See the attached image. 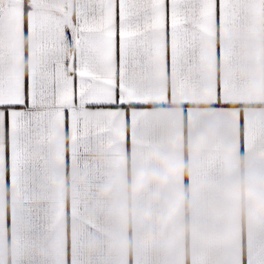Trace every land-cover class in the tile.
I'll use <instances>...</instances> for the list:
<instances>
[{
    "label": "crops",
    "instance_id": "0c3cea01",
    "mask_svg": "<svg viewBox=\"0 0 264 264\" xmlns=\"http://www.w3.org/2000/svg\"><path fill=\"white\" fill-rule=\"evenodd\" d=\"M85 3L0 0V17L11 22V32L0 26V41L18 60L17 78L31 81L35 111H56V88L69 121L51 135L33 125L31 140L17 141L15 189L5 123L0 259L9 264L11 252L18 264H254L264 256V220H254L251 204L264 177V29L226 42L216 33L214 45L198 49L202 67L175 76L169 52L167 74L155 67L139 93L167 105L145 110L142 124L134 123L139 116H107L84 142L70 124L81 91L69 31ZM258 12L253 2L250 13ZM216 22L219 28L220 0ZM222 49L235 53V68L222 62ZM114 59L118 83L119 42ZM193 81L194 96L181 86ZM217 96L230 107L214 108ZM17 110L33 111L30 104Z\"/></svg>",
    "mask_w": 264,
    "mask_h": 264
},
{
    "label": "snow or ice",
    "instance_id": "6c2138e0",
    "mask_svg": "<svg viewBox=\"0 0 264 264\" xmlns=\"http://www.w3.org/2000/svg\"><path fill=\"white\" fill-rule=\"evenodd\" d=\"M253 2L259 5L256 16L250 13ZM216 8L217 0H86L77 22L69 31L80 66V110L73 105L69 112L70 124L74 133H80L79 139L87 142L95 134L94 128H100L107 116H124L126 122L128 118L139 116L140 121L134 123L142 124L148 115L145 110L165 107L167 100L152 103L139 93L155 67L162 66L167 74L169 52L175 76L178 70L202 67L198 49L214 45L216 33L226 42L232 33L253 38L257 27L264 29V0H220L219 28ZM5 24L11 32V22L0 17V26ZM58 34L68 40L63 30ZM117 42L121 54L118 83L114 59ZM221 59L229 70L237 66L234 52L225 56L222 49ZM17 63L10 48L0 41V143L7 123L11 136L9 166L14 189L17 141L29 142L28 132L33 125H46L51 135L69 123L63 111L67 105L56 88L52 96L56 111H35L38 105L31 81L17 78ZM181 86L190 95L198 92L195 81L190 84L181 82ZM184 103L186 110H190L191 105L187 101ZM25 104H30L33 111L17 110ZM212 104L217 109L230 107L220 96ZM84 105L97 110H89ZM60 219L58 211L53 224ZM254 264H264V256H259Z\"/></svg>",
    "mask_w": 264,
    "mask_h": 264
},
{
    "label": "clouds",
    "instance_id": "9594fccd",
    "mask_svg": "<svg viewBox=\"0 0 264 264\" xmlns=\"http://www.w3.org/2000/svg\"><path fill=\"white\" fill-rule=\"evenodd\" d=\"M251 204L253 209L254 220H264V177L258 178L255 182V190L251 196ZM123 248L124 246L121 245ZM14 254H7L9 264H18V261L13 258ZM0 264H6L5 260L0 259Z\"/></svg>",
    "mask_w": 264,
    "mask_h": 264
}]
</instances>
